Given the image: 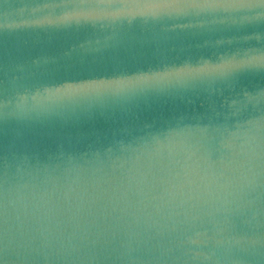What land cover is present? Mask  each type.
Segmentation results:
<instances>
[{
	"label": "water",
	"instance_id": "95a60500",
	"mask_svg": "<svg viewBox=\"0 0 264 264\" xmlns=\"http://www.w3.org/2000/svg\"><path fill=\"white\" fill-rule=\"evenodd\" d=\"M0 264H264V4L0 0Z\"/></svg>",
	"mask_w": 264,
	"mask_h": 264
},
{
	"label": "snow or ice",
	"instance_id": "6c2138e0",
	"mask_svg": "<svg viewBox=\"0 0 264 264\" xmlns=\"http://www.w3.org/2000/svg\"><path fill=\"white\" fill-rule=\"evenodd\" d=\"M82 2H89V0H82ZM91 2L116 7L148 8L165 12L181 7H198L211 3H219L221 0H91ZM260 3L264 4V0H260Z\"/></svg>",
	"mask_w": 264,
	"mask_h": 264
}]
</instances>
